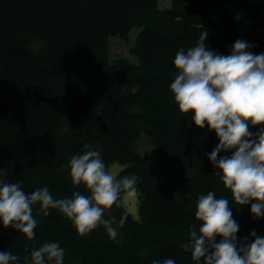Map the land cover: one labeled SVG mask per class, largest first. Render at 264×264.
<instances>
[{
	"label": "trees",
	"instance_id": "obj_1",
	"mask_svg": "<svg viewBox=\"0 0 264 264\" xmlns=\"http://www.w3.org/2000/svg\"><path fill=\"white\" fill-rule=\"evenodd\" d=\"M134 28L136 60L122 54L110 61L111 37L129 41ZM204 31L206 48L217 54H230L237 40L264 53V0H171L169 7L160 0H0L3 179L29 193L47 186L54 198L87 195L66 168L87 144L107 168L125 165L117 178L135 175L139 192V218L122 199L105 212L117 221L128 213L116 240L103 227L82 237L58 210L44 216L36 205L34 239L0 222V251L24 264L34 248L58 242L64 264H195L189 228L198 230L197 198L209 191L229 199L238 246L250 243L253 231L264 237V217L254 218L251 204L235 205L214 175L215 131L182 114L169 89L176 52L194 47ZM141 140L155 147L154 157Z\"/></svg>",
	"mask_w": 264,
	"mask_h": 264
},
{
	"label": "clouds",
	"instance_id": "obj_2",
	"mask_svg": "<svg viewBox=\"0 0 264 264\" xmlns=\"http://www.w3.org/2000/svg\"><path fill=\"white\" fill-rule=\"evenodd\" d=\"M207 31L194 47L181 48L174 57L177 70L169 89L182 114L192 113L199 128L215 131L219 140L209 155L231 200L237 206L251 204L254 218L264 217V53L253 54L246 41L237 40L228 55L205 46ZM250 126L260 130L253 133ZM82 154L73 155L66 165L74 186L83 185L87 195L74 191L70 197L54 198L47 186L26 192L20 183L7 182L0 169V222L28 240L35 237L37 219L33 207L44 216L58 210L80 236L103 227L110 239L118 238V228L126 223L124 211L119 220L105 218L113 206L121 207L122 194L139 195L135 175L117 178L102 159L101 152L85 144ZM231 152V155L219 156ZM219 156V158H218ZM228 198L213 191L197 198L195 219L200 226L189 228L191 258L195 264H264V237L237 244L239 225L232 218ZM217 237L220 238L216 242ZM27 251V249H25ZM65 250L58 242L34 248L24 264H64ZM20 257L0 251V264H19ZM152 264H176L174 259L153 260Z\"/></svg>",
	"mask_w": 264,
	"mask_h": 264
},
{
	"label": "rangeland",
	"instance_id": "obj_3",
	"mask_svg": "<svg viewBox=\"0 0 264 264\" xmlns=\"http://www.w3.org/2000/svg\"><path fill=\"white\" fill-rule=\"evenodd\" d=\"M160 5L161 7H169L171 5V0H160ZM139 31L140 28L132 29V31L130 32L129 41L122 40L119 36L111 37V50L109 52L110 61H113L117 56L122 54L129 56L132 60H136V57L131 54L130 48L135 44V40ZM139 145H141V148L143 147L142 149L150 152V155L152 157L155 156V147L152 148L149 142L141 140ZM141 152L144 153L143 151ZM124 166L125 165L119 162H112L109 164L108 169L110 171H113L117 175ZM122 201L126 205L128 211L132 213L133 217L139 218V197H128L126 194H123ZM218 241L219 237H217L216 242Z\"/></svg>",
	"mask_w": 264,
	"mask_h": 264
}]
</instances>
